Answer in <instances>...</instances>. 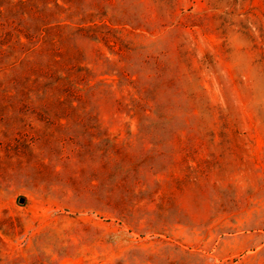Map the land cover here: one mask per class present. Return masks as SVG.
I'll return each mask as SVG.
<instances>
[{
	"label": "rangeland",
	"instance_id": "374dc122",
	"mask_svg": "<svg viewBox=\"0 0 264 264\" xmlns=\"http://www.w3.org/2000/svg\"><path fill=\"white\" fill-rule=\"evenodd\" d=\"M0 264H264V0H0Z\"/></svg>",
	"mask_w": 264,
	"mask_h": 264
},
{
	"label": "trees",
	"instance_id": "16d2710c",
	"mask_svg": "<svg viewBox=\"0 0 264 264\" xmlns=\"http://www.w3.org/2000/svg\"><path fill=\"white\" fill-rule=\"evenodd\" d=\"M90 17H92V15H89ZM93 17H95V16H93ZM95 27H97V26H95ZM102 27H105V28H108V29H111V28H109L106 24H103V26ZM102 27H97V29H101ZM119 41H124L123 39H121V38H119Z\"/></svg>",
	"mask_w": 264,
	"mask_h": 264
},
{
	"label": "water",
	"instance_id": "95a60500",
	"mask_svg": "<svg viewBox=\"0 0 264 264\" xmlns=\"http://www.w3.org/2000/svg\"><path fill=\"white\" fill-rule=\"evenodd\" d=\"M21 202H24V199H22Z\"/></svg>",
	"mask_w": 264,
	"mask_h": 264
}]
</instances>
